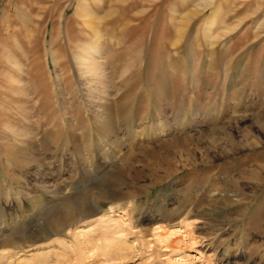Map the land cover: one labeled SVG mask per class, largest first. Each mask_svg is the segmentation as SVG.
Returning <instances> with one entry per match:
<instances>
[{"label":"rangeland","instance_id":"1","mask_svg":"<svg viewBox=\"0 0 264 264\" xmlns=\"http://www.w3.org/2000/svg\"><path fill=\"white\" fill-rule=\"evenodd\" d=\"M76 1L0 0V264H264V0H87L85 78Z\"/></svg>","mask_w":264,"mask_h":264},{"label":"bare ground","instance_id":"2","mask_svg":"<svg viewBox=\"0 0 264 264\" xmlns=\"http://www.w3.org/2000/svg\"><path fill=\"white\" fill-rule=\"evenodd\" d=\"M99 0H93L92 2L95 4L96 2H98ZM91 5V4H90ZM89 3L87 0H77L76 1V9H75V14L78 17H83L85 18V23L87 25V33L89 34V36L87 37V41L86 42H82V39L78 40V44L76 46H74V48L72 49V63L74 65V68L76 69V71L79 73V75L81 77H86L88 76V74L92 71L90 68H93L95 71V75H98V71L100 68L96 67L98 66V64L95 66V63H98V61L96 60L97 55L99 54L100 48H99V36L97 35V29L95 27V11L90 7ZM98 7V6H97ZM100 7V6H99ZM84 23V22H83ZM84 23V24H85ZM96 55V56H95ZM96 58V59H95ZM95 60L97 62H95ZM89 68V69H88ZM102 68V67H101ZM100 68V70L102 71V69ZM141 69V68H140ZM139 72V70H138ZM175 72V71H174ZM97 73V74H96ZM101 74V72H99ZM128 73V71L126 72ZM126 73H124V75H126ZM93 74V73H92ZM140 75V72L139 74ZM92 75L88 76L91 77ZM95 76V79H96ZM103 76V75H102ZM132 76V74H131ZM141 76V75H140ZM176 76V75H175ZM178 76V75H177ZM93 77V76H92ZM124 77V76H122ZM138 77V76H137ZM98 78V77H97ZM90 79V78H89ZM92 79V78H91ZM100 79V78H99ZM126 82L131 81L132 79L130 78V76L127 75V77L125 78ZM104 81V80H103ZM123 81V82H124ZM139 90V88H138ZM137 92V91H136ZM145 93V92H144ZM153 93V91H152ZM165 109V108H164ZM180 109V108H179ZM145 115V114H144ZM148 115V114H147ZM146 116V115H145ZM143 116V118L145 117ZM130 117V116H129ZM160 115L156 116V118H151V117H147L146 120L149 121V124L151 126H155V123L158 121L160 122L159 119ZM134 119H136V117H134L133 119L131 118L129 120V122H126V124L124 125V131L125 134H129L132 131L133 125H134ZM145 119V118H144ZM77 120V119H76ZM107 120V119H105ZM140 123L141 120H139ZM145 122V121H144ZM67 123V122H66ZM143 124V123H142ZM66 125V124H65ZM66 128V127H65ZM98 139L101 141H105L104 137L98 136ZM16 140V139H15ZM14 141V140H13ZM16 142V141H15ZM27 143V141H25ZM22 143V142H21ZM14 147L12 144L10 145H5L4 148H8V147ZM8 176V175H7ZM4 186H6V183L4 184ZM11 188V187H10ZM10 188H8V191H10ZM7 191V192H8ZM9 194V193H8ZM2 219V218H1ZM9 219H13V217H10ZM4 220V219H2ZM1 220V221H2ZM8 220V219H7ZM6 220V221H7Z\"/></svg>","mask_w":264,"mask_h":264}]
</instances>
